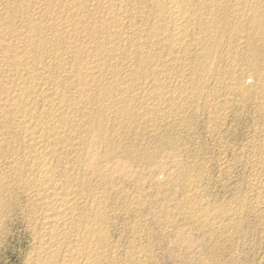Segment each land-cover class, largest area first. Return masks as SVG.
Returning <instances> with one entry per match:
<instances>
[{"label": "bare ground", "instance_id": "obj_1", "mask_svg": "<svg viewBox=\"0 0 264 264\" xmlns=\"http://www.w3.org/2000/svg\"><path fill=\"white\" fill-rule=\"evenodd\" d=\"M203 95L264 96V0H0V231L26 224L24 264H164L163 227L185 236L181 222L205 251L177 264H239L254 232L264 264V152L251 192L221 206L189 167L142 190L172 135L234 109Z\"/></svg>", "mask_w": 264, "mask_h": 264}, {"label": "rangeland", "instance_id": "obj_2", "mask_svg": "<svg viewBox=\"0 0 264 264\" xmlns=\"http://www.w3.org/2000/svg\"><path fill=\"white\" fill-rule=\"evenodd\" d=\"M203 96H207V99L214 96L213 98H209V100H215V102L221 104L226 101L234 100L232 103L234 104L232 105L234 111L229 109L227 114L225 113L224 115L225 118H223L220 123L213 122L212 120V123L209 122V115L205 112L206 115H201L191 122L188 130L179 131L182 133L181 135H172L173 144L170 145V149L176 157H169L168 154H165L166 157L159 160L162 165V167L160 166L159 172L156 170L154 171L155 168L150 169L147 175L146 170L144 171L143 169L141 171V178L145 176V181L142 186L144 192L152 193L156 190L157 188L155 187L157 186L153 184L156 180L159 183H165L172 176H177L176 178L182 176L181 174L183 171L185 172L187 167L194 169L195 172H200L199 175L202 174L200 175V188L203 186L201 188V195L204 200L208 202L214 201L213 203L221 206V204L231 202L232 198L240 192L245 193L247 191L248 194L251 192L249 181L254 177L253 174L256 171L254 169L255 163L258 159L260 160L263 157L262 155L264 152V136L262 132L264 131V105L263 109L260 108L259 105V101H261L264 96L261 95L260 97V95H258V97L256 95L254 99L252 97L245 101H241L238 95H228L229 97L226 96L227 98L225 95H221V98L220 95ZM255 101L258 102L255 104ZM261 103H264V101L262 100ZM164 123L166 124V122ZM173 139L177 143L175 142L174 144ZM256 150L257 152H255ZM159 164L158 162L157 165ZM126 185H124L125 189H127V192L131 195L132 193L135 194L137 192L136 190H139L137 186H135V182H127ZM163 187H165V185ZM165 190L168 191V194L169 192L172 194L169 195L171 198L168 201V206L171 210H174L176 202L183 196V190L177 188L175 185ZM161 196L164 197V195H160V197ZM147 203L145 204L149 206L143 205L146 207L142 208H150L149 211L148 209L146 210L148 218L152 220V205ZM181 221H183L182 217H180L179 223ZM182 224L183 222L180 223L181 230L184 232L186 231V235L181 237H174L173 228L168 223L163 227L162 236L164 237L165 245L158 243L159 246H156V250L164 259V264H177L174 258H170L171 254L173 256L175 255L174 257L184 254L190 256L198 254L204 255L205 247L203 246L204 240L201 231L193 229L192 226L187 227V225L183 226ZM3 227L5 231L3 228L0 231V264H24L31 249L32 242V237L29 230L26 228V224L21 218H17L16 215L13 217L12 215L11 218L8 217L5 219ZM246 236L242 245L243 247L241 246L239 249H234L233 257L239 264H252L253 261H255L253 264H257L256 256L259 250L258 248L253 249V245L258 239V234L254 232ZM190 242H194L196 246L188 247L187 245ZM167 257L169 258L166 259ZM190 261V264L196 262L194 259Z\"/></svg>", "mask_w": 264, "mask_h": 264}]
</instances>
